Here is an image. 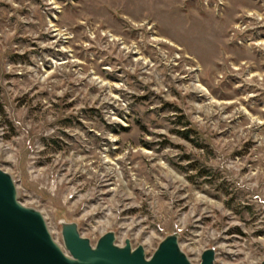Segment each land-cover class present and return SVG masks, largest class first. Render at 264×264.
Segmentation results:
<instances>
[{"label": "rangeland", "instance_id": "rangeland-1", "mask_svg": "<svg viewBox=\"0 0 264 264\" xmlns=\"http://www.w3.org/2000/svg\"><path fill=\"white\" fill-rule=\"evenodd\" d=\"M0 169L60 244L262 264L264 0H0Z\"/></svg>", "mask_w": 264, "mask_h": 264}, {"label": "water", "instance_id": "water-1", "mask_svg": "<svg viewBox=\"0 0 264 264\" xmlns=\"http://www.w3.org/2000/svg\"><path fill=\"white\" fill-rule=\"evenodd\" d=\"M61 235L63 244L40 211L21 203L14 178L0 169V264H193L181 249L178 233L162 240L150 257L130 240L119 246L114 232L96 245L81 235L77 224L64 223ZM216 254L215 249L206 250L201 264H216Z\"/></svg>", "mask_w": 264, "mask_h": 264}, {"label": "bare ground", "instance_id": "bare-ground-1", "mask_svg": "<svg viewBox=\"0 0 264 264\" xmlns=\"http://www.w3.org/2000/svg\"><path fill=\"white\" fill-rule=\"evenodd\" d=\"M118 244V243H117ZM121 246V245H120ZM123 246H125V245H123ZM123 246H121V247H123ZM133 248H137V247H133Z\"/></svg>", "mask_w": 264, "mask_h": 264}]
</instances>
